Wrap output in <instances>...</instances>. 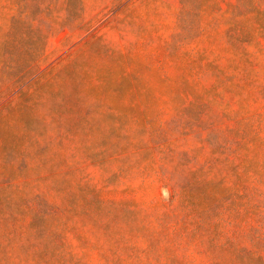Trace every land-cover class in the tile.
Here are the masks:
<instances>
[{"label": "rangeland", "instance_id": "374dc122", "mask_svg": "<svg viewBox=\"0 0 264 264\" xmlns=\"http://www.w3.org/2000/svg\"><path fill=\"white\" fill-rule=\"evenodd\" d=\"M0 264H264V0H0Z\"/></svg>", "mask_w": 264, "mask_h": 264}]
</instances>
